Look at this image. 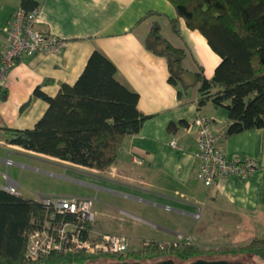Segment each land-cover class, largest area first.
Instances as JSON below:
<instances>
[{"label": "crops", "instance_id": "0c3cea01", "mask_svg": "<svg viewBox=\"0 0 264 264\" xmlns=\"http://www.w3.org/2000/svg\"><path fill=\"white\" fill-rule=\"evenodd\" d=\"M21 1L0 0V53L8 40L11 15ZM38 1V27L67 38L69 44L60 53L25 57L10 70L0 94V127H33L48 106L36 94L37 88L54 95L62 82L76 81L95 49L116 63L118 78L138 91L141 109L154 115L139 133L125 136L117 160L105 170L27 150L10 143L0 128V188L6 183L3 173L8 171L25 197L38 199L57 191L93 197L95 231L129 235L138 241H179L185 239L180 238L184 234L193 243L209 245L205 239L210 240L222 228V233L229 227L230 234L251 237L264 231V127L244 130L221 142L230 156L248 154L258 160L251 178L231 177L219 187H208L198 175L194 119L203 115L213 131L226 129L228 110L211 103L199 107L198 86L184 88L170 82L165 57L147 47L146 37L153 23L159 22L173 43L186 42L190 50L186 65L195 70L200 63L208 77L214 75L221 59L206 37L189 28L183 18L181 35L173 31L171 19L177 11L172 2ZM150 11L158 14L146 17ZM182 120L188 124L176 131L169 129L172 122ZM173 140L178 146L172 145ZM135 155L143 161H135Z\"/></svg>", "mask_w": 264, "mask_h": 264}, {"label": "trees", "instance_id": "16d2710c", "mask_svg": "<svg viewBox=\"0 0 264 264\" xmlns=\"http://www.w3.org/2000/svg\"><path fill=\"white\" fill-rule=\"evenodd\" d=\"M177 15L171 19L174 32L181 35L180 19L189 28L200 31L220 56L212 77L205 74L200 63L192 70L186 65L190 50L183 40L177 45L167 38L159 22L146 37V45L165 57L169 81L174 84L198 86V106L211 103L225 107L229 125L225 137L247 129L264 127V0H169ZM26 11L37 10L38 0H22ZM158 14L150 11L146 17ZM144 17V18H146ZM116 63L95 49L74 82L61 83L52 95L37 88L36 94L48 106L33 127L2 128L10 143L73 164L105 170L118 158L125 136L137 134L154 114L140 107V94L118 78ZM3 88H0V94ZM183 88L179 94L182 96ZM187 120L169 125L176 131ZM48 207L39 199L25 197L0 188V264H89V261L108 257L114 261L135 264L143 259L157 258L165 263L172 257L189 261L211 252H253L264 255V233L245 243L201 246L187 240L157 242L142 239L128 254L92 253L101 240L102 232L95 231L94 221L80 226L79 242L69 240L67 250H50L32 256L28 252L35 219H44ZM78 219L66 212L57 218ZM52 220V218H51ZM93 241V246L87 243ZM91 248V249H90ZM164 259V260H163ZM133 260V261H132ZM174 260V259H173ZM132 261V262H131ZM176 264V263H175Z\"/></svg>", "mask_w": 264, "mask_h": 264}, {"label": "built area", "instance_id": "2783aa9c", "mask_svg": "<svg viewBox=\"0 0 264 264\" xmlns=\"http://www.w3.org/2000/svg\"><path fill=\"white\" fill-rule=\"evenodd\" d=\"M39 9L26 11L19 6L11 15L8 27V40L0 53V88H5L8 73L23 58L39 53L53 54L62 52L69 40L52 32H46L38 27ZM198 127V148L196 154L200 158L198 175L208 186H221L231 177L247 180L252 177L259 166L258 160L248 154L230 156L221 147L225 138V129L213 131L206 116L198 115L194 119ZM172 145L178 146L176 140ZM135 161L142 158L134 156ZM9 163L11 160L6 159ZM6 183L3 188L13 193H20L17 181L9 172L3 173ZM49 208L44 219L33 221L34 229L30 233L28 252L37 256L50 250L58 253L67 250L69 240L79 242L80 226L84 221H94V198L77 195L41 194L38 198ZM123 211V210H122ZM66 212L74 213L78 219L57 218ZM52 218V220H51ZM182 236V234H181ZM192 241V239H188ZM93 246V241L87 243ZM136 247V238L129 235L106 233L94 249L104 250L114 254H128ZM91 249V248H90Z\"/></svg>", "mask_w": 264, "mask_h": 264}, {"label": "rangeland", "instance_id": "374dc122", "mask_svg": "<svg viewBox=\"0 0 264 264\" xmlns=\"http://www.w3.org/2000/svg\"><path fill=\"white\" fill-rule=\"evenodd\" d=\"M166 31L169 32L168 28L165 27ZM68 195L69 193L67 192H63V191H57V192H51L49 193V195ZM95 200V199H94ZM216 229V228H215ZM214 229V231H215ZM220 229V227L216 230V232ZM225 229L222 228L221 232L218 231V233L216 234V236H211L210 240L209 238L205 239V244H209V245H201V246H207V247H212V248H217L221 245H234L236 243H245L251 240V236L248 233L245 234H230L229 233V227L227 228V233H222V231H224ZM97 232H100L96 229ZM215 232V233H216ZM103 235L106 234L104 232H102ZM264 233L263 229L260 230V232H258L257 234H262ZM189 234V233H188ZM190 235V234H189ZM256 235V234H255ZM254 235V236H255ZM206 236H204L203 238H205ZM180 238L187 240V239H192L191 236L188 235H184L180 234ZM239 240V241H238ZM141 240H137L136 239V244L139 243ZM188 241V240H187ZM188 242H192V241H188ZM95 250L97 249H92V253H98V254H102V255H106V253H100V252H95ZM102 252H106L104 250H102ZM172 259H175L174 261L178 264H186V263H190L191 261L195 260V259H200L202 261H211V260H217V259H226L228 262L231 263H235V262H245L247 264H264V255L263 254H256L253 252H240V253H223V252H211V254L209 255H204V256H195L193 258H191L189 261L184 260L181 261L179 259H177L176 257H172ZM157 258H151V259H143L142 263L144 264H156ZM164 260V259H163ZM133 261V260H132ZM131 261V262H132ZM113 260L108 258V257H103V258H98L97 260H92L89 261V264H113Z\"/></svg>", "mask_w": 264, "mask_h": 264}, {"label": "water", "instance_id": "95a60500", "mask_svg": "<svg viewBox=\"0 0 264 264\" xmlns=\"http://www.w3.org/2000/svg\"><path fill=\"white\" fill-rule=\"evenodd\" d=\"M174 260L173 259H169L165 263H156V264H175L176 262ZM116 264H130V263L124 261V262H119V263H116ZM135 264H144V263L138 262V263H135ZM178 264H180V263H178ZM186 264H247V263L242 262V261L241 262L231 263V262H228L226 259H217V260H211V261H202L200 259H195V260L191 261L190 263H186Z\"/></svg>", "mask_w": 264, "mask_h": 264}]
</instances>
